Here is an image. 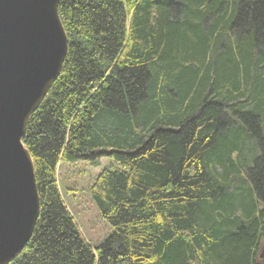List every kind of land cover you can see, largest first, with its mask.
<instances>
[{"label":"trees","instance_id":"trees-1","mask_svg":"<svg viewBox=\"0 0 264 264\" xmlns=\"http://www.w3.org/2000/svg\"><path fill=\"white\" fill-rule=\"evenodd\" d=\"M61 76L23 140L41 212L11 264H264V0H61ZM91 247L60 162L97 165Z\"/></svg>","mask_w":264,"mask_h":264},{"label":"water","instance_id":"water-1","mask_svg":"<svg viewBox=\"0 0 264 264\" xmlns=\"http://www.w3.org/2000/svg\"><path fill=\"white\" fill-rule=\"evenodd\" d=\"M60 3L0 0V264L24 252L41 216L34 160L23 140L69 53Z\"/></svg>","mask_w":264,"mask_h":264},{"label":"rangeland","instance_id":"rangeland-1","mask_svg":"<svg viewBox=\"0 0 264 264\" xmlns=\"http://www.w3.org/2000/svg\"><path fill=\"white\" fill-rule=\"evenodd\" d=\"M57 180L64 203L73 215L81 234L91 247L95 248L112 234V227L102 218L101 213L90 197V188L97 176L105 169L123 171V167L110 158H103L97 165L85 161L76 163L60 162L57 166ZM264 244L261 247L263 254ZM264 262V257H261Z\"/></svg>","mask_w":264,"mask_h":264}]
</instances>
